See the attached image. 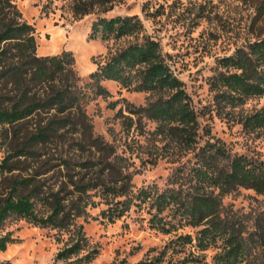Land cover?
<instances>
[{
    "label": "rangeland",
    "instance_id": "rangeland-1",
    "mask_svg": "<svg viewBox=\"0 0 264 264\" xmlns=\"http://www.w3.org/2000/svg\"><path fill=\"white\" fill-rule=\"evenodd\" d=\"M14 1L23 18L36 28L37 54L73 52L78 83L87 100L72 113L76 123L50 136L32 137L55 114L61 116L54 109L0 124V160L24 147L28 151L10 158V170L0 171V200L14 180L29 179L19 190L30 195L38 215L51 212L55 197L69 212V222L56 227L22 217L8 219L3 232L15 241L0 250V264L62 263L63 259L56 258L58 252L79 238L84 239L80 252L67 259L72 264L146 260H152L151 264H217L214 256L222 249L221 240L204 250L194 242L176 244L179 234L195 235L200 226L182 225L170 232L155 228L156 210L142 199L141 191L174 185L171 181L177 172L192 167L207 141L219 140L232 153L264 159V126L250 130L241 122L264 105V94L218 111L209 81L222 66L221 57L264 38V0H110L83 16L74 14L72 0ZM134 14L143 21L140 34L119 39L95 36L92 26L99 17ZM143 34L168 53L199 113V142L193 146L169 141L158 130L157 121L129 111L145 105L155 94L122 87L111 79L101 80L109 94L94 92L96 85L89 74L115 49L140 40ZM41 90V85H33L28 93L43 95ZM19 92L0 81V105L11 107ZM110 187L119 194L108 191ZM223 202L250 230L254 216L264 207V194L238 187L225 194ZM248 263L264 264L257 248L238 264Z\"/></svg>",
    "mask_w": 264,
    "mask_h": 264
},
{
    "label": "trees",
    "instance_id": "trees-1",
    "mask_svg": "<svg viewBox=\"0 0 264 264\" xmlns=\"http://www.w3.org/2000/svg\"><path fill=\"white\" fill-rule=\"evenodd\" d=\"M109 1L72 0L71 7L76 16H83ZM92 28L95 36L99 34L102 39L138 35L144 30L143 21L137 14L99 17ZM35 32V26L23 18L14 0H0V81L12 84L15 91H20L11 107L0 105V124H13L45 109H54L61 114H55L33 138L50 136L70 122L76 123L72 113L81 109L87 100L78 83L80 75L75 69L73 52L37 54ZM220 64L222 66L209 77L218 111L264 94V38L221 57ZM89 77L96 85V94H109L101 84L103 79L117 81L128 89L155 94L156 97L145 105L129 111L157 121L158 130L180 146H193L199 142V113L192 105L184 81L175 73L168 53L148 34L115 49ZM33 85H41L44 94L30 95L28 91ZM129 118L133 124V118ZM241 122L250 130L264 126V105L245 115ZM26 151L25 147L21 148L0 160V171L10 170V158ZM196 157L192 167L177 172V177L171 181L174 185L163 190L141 191L142 199L151 202L156 210L152 225L163 232L179 229L182 225L200 226L195 235L181 233L174 241L176 244L194 242L198 249L204 250L221 240L222 249L214 256L217 264H238L254 248L264 258V207L254 216L253 227L249 230L231 215L223 202V196L238 187L253 188L264 194V159L247 153H232L219 140L207 141ZM27 183L29 179L14 180L0 200V250L15 241L9 232H3L12 217H22L43 226L56 227L69 222V212L58 197L54 198L49 214L38 215L30 195L20 193L19 186ZM107 190L116 192L113 187ZM75 206L80 208L78 204ZM83 240L79 238L59 251L57 260L64 261L54 264H72L67 259L80 252ZM152 262L146 260L138 264Z\"/></svg>",
    "mask_w": 264,
    "mask_h": 264
}]
</instances>
